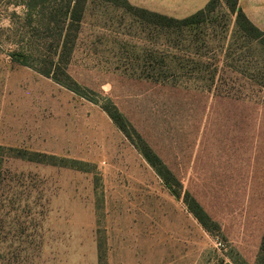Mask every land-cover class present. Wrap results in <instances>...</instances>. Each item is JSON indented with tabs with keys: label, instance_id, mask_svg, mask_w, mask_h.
Masks as SVG:
<instances>
[{
	"label": "rangeland",
	"instance_id": "obj_1",
	"mask_svg": "<svg viewBox=\"0 0 264 264\" xmlns=\"http://www.w3.org/2000/svg\"><path fill=\"white\" fill-rule=\"evenodd\" d=\"M230 4L165 27L87 0L67 65L203 205L210 233L99 104L11 59L22 8L0 0V264H233L231 249L253 264L264 42L238 29Z\"/></svg>",
	"mask_w": 264,
	"mask_h": 264
},
{
	"label": "trees",
	"instance_id": "obj_2",
	"mask_svg": "<svg viewBox=\"0 0 264 264\" xmlns=\"http://www.w3.org/2000/svg\"><path fill=\"white\" fill-rule=\"evenodd\" d=\"M109 1L148 22L165 27L197 25L204 20L205 12L212 10L215 2V0H209L203 9L177 19L131 5L127 0ZM8 2L22 8L21 15H17L15 12L11 13L18 20L15 26L19 27L13 31L15 48L9 52L11 59L51 78L75 94L99 104L115 125L133 142L164 181L171 194L184 202L188 211L200 225L210 233H213L214 230L219 231L218 224L203 205L188 189L183 188L182 181L152 149L124 113L107 96H101V94L81 85L68 72L67 65L79 32L87 0H8ZM229 10L235 14V25L243 34L264 42V32L247 19L237 6V0H231ZM12 23L14 24V21ZM19 157L31 159L26 154ZM229 259L233 264H250L235 249L230 250ZM253 264H264V230Z\"/></svg>",
	"mask_w": 264,
	"mask_h": 264
},
{
	"label": "crops",
	"instance_id": "obj_3",
	"mask_svg": "<svg viewBox=\"0 0 264 264\" xmlns=\"http://www.w3.org/2000/svg\"><path fill=\"white\" fill-rule=\"evenodd\" d=\"M139 6L177 19L203 9L209 0H127ZM237 6L247 19L264 32V0H237Z\"/></svg>",
	"mask_w": 264,
	"mask_h": 264
},
{
	"label": "clouds",
	"instance_id": "obj_4",
	"mask_svg": "<svg viewBox=\"0 0 264 264\" xmlns=\"http://www.w3.org/2000/svg\"><path fill=\"white\" fill-rule=\"evenodd\" d=\"M6 23V22H5Z\"/></svg>",
	"mask_w": 264,
	"mask_h": 264
}]
</instances>
